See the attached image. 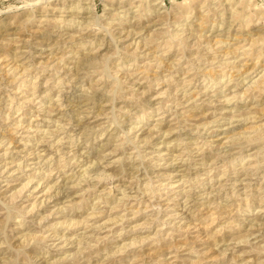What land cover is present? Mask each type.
I'll list each match as a JSON object with an SVG mask.
<instances>
[{
  "label": "clouds",
  "instance_id": "1",
  "mask_svg": "<svg viewBox=\"0 0 264 264\" xmlns=\"http://www.w3.org/2000/svg\"><path fill=\"white\" fill-rule=\"evenodd\" d=\"M0 264H264V0H0Z\"/></svg>",
  "mask_w": 264,
  "mask_h": 264
}]
</instances>
